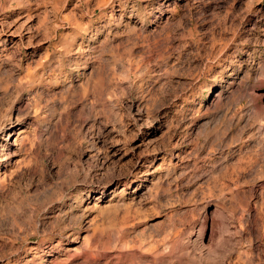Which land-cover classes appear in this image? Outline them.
<instances>
[{
	"label": "rangeland",
	"instance_id": "obj_1",
	"mask_svg": "<svg viewBox=\"0 0 264 264\" xmlns=\"http://www.w3.org/2000/svg\"><path fill=\"white\" fill-rule=\"evenodd\" d=\"M0 264H264V0H0Z\"/></svg>",
	"mask_w": 264,
	"mask_h": 264
},
{
	"label": "bare ground",
	"instance_id": "obj_2",
	"mask_svg": "<svg viewBox=\"0 0 264 264\" xmlns=\"http://www.w3.org/2000/svg\"><path fill=\"white\" fill-rule=\"evenodd\" d=\"M14 134V133H13ZM15 135V134H14ZM10 202H12V201H10ZM15 202H18V201H14V203ZM12 203H10V204H7V206H6V217L7 218H12V220L13 219H16V218H18V217H20V215H21V212L24 210V209H22V207L20 206V205H18V203L16 204V205H14V206H10ZM25 206V205H24ZM26 208V207H25ZM29 211V210H28ZM19 221V220H18ZM21 226V225H20ZM19 226V227H20ZM13 227V226H12ZM10 228H11V226H10Z\"/></svg>",
	"mask_w": 264,
	"mask_h": 264
}]
</instances>
